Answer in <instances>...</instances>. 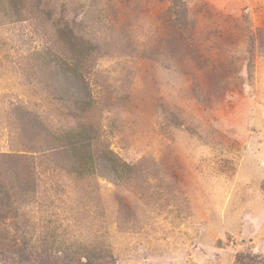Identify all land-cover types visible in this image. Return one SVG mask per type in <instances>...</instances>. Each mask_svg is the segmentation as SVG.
<instances>
[{
    "label": "rangeland",
    "instance_id": "1",
    "mask_svg": "<svg viewBox=\"0 0 264 264\" xmlns=\"http://www.w3.org/2000/svg\"><path fill=\"white\" fill-rule=\"evenodd\" d=\"M10 8L0 154L33 155L37 189L0 223V264H61L56 245L75 264H264V0H24L19 21ZM66 23L94 46L83 81L61 60ZM84 121L119 175L27 152Z\"/></svg>",
    "mask_w": 264,
    "mask_h": 264
},
{
    "label": "trees",
    "instance_id": "2",
    "mask_svg": "<svg viewBox=\"0 0 264 264\" xmlns=\"http://www.w3.org/2000/svg\"><path fill=\"white\" fill-rule=\"evenodd\" d=\"M7 6L10 8L8 16H14L15 21H19V15L23 10L24 0H4ZM40 1L37 6H39ZM69 22V21H68ZM67 27L60 31V37L68 40V47L72 49V55L63 59L61 57L63 65L66 67V71L73 75L72 79L84 80L85 79V70L86 65H84L91 54V51L94 50L91 45V40L86 38L85 36H78L75 34V31L71 29L69 24ZM48 53L46 57L43 54ZM42 58H48L55 64L61 66L60 58L54 57L49 52L41 53L38 55ZM84 63V64H83ZM78 102V101H77ZM84 101H82L83 103ZM44 138H41L37 141L40 142V145H45V143L53 142L54 144L49 145V148H43V146H35L32 144L31 150H28V153H41L46 156V158L52 160V165L54 170H61V168H65V163L60 160V158L68 159V172L77 174L80 176H91L97 174L100 166L106 167L104 163L108 165L111 163L114 167V171L119 175L117 166L113 163V159L108 157L106 154H99L98 151L94 149V141L96 139V129L90 122H77L74 127L64 128L59 132H54L51 130L44 131ZM37 135V133H36ZM32 143V142H31ZM36 143V142H34ZM43 149V150H39ZM56 160L53 158L58 156ZM54 156V157H53ZM33 155H7L0 154V165L6 163L9 165L6 174L8 176H3L0 178V223L6 224V220L15 219L18 216V205L19 202L22 201L26 196L33 194L36 192L37 183L36 178L33 174ZM108 162V163H107ZM32 163V164H31ZM64 163V164H63ZM13 168V171L10 170ZM9 170V171H8ZM57 171V172H59ZM1 173V172H0ZM2 175V174H0ZM11 179V180H10ZM60 248L59 250H49L47 258L51 257L56 258H64L59 263L61 264H75L76 256L69 255H61L66 250H69L67 246L56 245ZM92 249H95L91 247ZM51 249V248H50ZM92 249L90 250L92 253ZM87 259L89 264H99L98 260H102V256L90 255L87 254ZM94 261V263L92 262Z\"/></svg>",
    "mask_w": 264,
    "mask_h": 264
}]
</instances>
